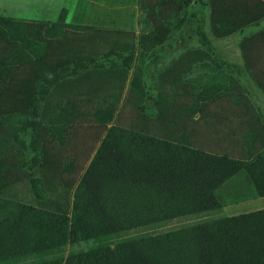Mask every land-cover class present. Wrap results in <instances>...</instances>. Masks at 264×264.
<instances>
[{"label":"trees","instance_id":"obj_1","mask_svg":"<svg viewBox=\"0 0 264 264\" xmlns=\"http://www.w3.org/2000/svg\"><path fill=\"white\" fill-rule=\"evenodd\" d=\"M191 1L159 0L153 8L154 17L149 10L146 12L153 25L139 37L142 54L164 49L174 34L173 20L187 14ZM64 22L65 16L54 24L0 17V72L28 71L30 112L26 125L34 151L41 156L34 158V163H39L41 169L61 166L54 149L56 144L62 150L68 147L65 131L91 121L108 125L121 101V96L113 93L110 99L101 94L90 97L94 91L88 88L84 96L77 89L70 91L72 96L57 105L45 102L52 99L50 88L57 82L74 80L68 76L71 65L75 72L93 67L95 58L81 59L82 54L101 52H92L89 41L109 38L112 33L87 36L86 30L74 34L61 25ZM196 26L202 44L212 51L204 26ZM82 35L86 43L80 39ZM135 47L133 44L131 50L127 49V54L133 56ZM117 49L111 47L108 55L126 54ZM91 73H85L89 80L86 87L91 86ZM142 78L140 72H135L132 80L140 97L147 94ZM97 80V85L107 84L104 79ZM1 81L0 77V85ZM181 89L176 95L184 98L183 102L167 105L156 96L152 106L143 103L142 111L148 109V115L133 120L128 127L111 126L83 175L78 173L82 175L79 180L70 178L77 170L71 165L64 167L65 177L58 172L59 185L65 187L67 183L66 191H74L71 206L42 199L35 205L15 200L17 182L32 175L28 166L21 165V152H14L11 159L0 149V263L55 251L68 243L109 239L176 218L222 210L225 201L216 192L239 173H244L257 195L264 197V151L254 155L246 151L249 144L244 140H229V132H238V126L230 127L228 119L220 118L221 113L210 105L227 95L221 97L213 83L202 89L184 84ZM235 92L237 101H245L242 93ZM154 118L157 123H153ZM8 138L7 146L11 141ZM30 187L41 196L35 184ZM39 264H264V209L126 240L115 247L70 256L64 262L56 259Z\"/></svg>","mask_w":264,"mask_h":264},{"label":"crops","instance_id":"obj_2","mask_svg":"<svg viewBox=\"0 0 264 264\" xmlns=\"http://www.w3.org/2000/svg\"><path fill=\"white\" fill-rule=\"evenodd\" d=\"M20 1L22 4L21 14H19V11L16 15L11 14L10 16H4L0 14V17L36 23L48 22L49 20L46 18L45 13L47 11L50 12L49 9L51 8L54 10L56 8L55 4L59 0ZM158 1L159 0H111L108 2V0H76V4L73 6L65 2H62V4L64 6L63 8L68 9L70 17H73L72 22L68 23L91 27L93 28L90 30L91 34H97L100 32L112 31L111 27L114 25L122 28H124V25H135L134 23H136V25H143L139 24V22H134L135 17H140L142 14L145 15V12L148 10L151 13V17H154L155 12L153 8L157 7ZM194 3L195 14L193 15L194 17L191 23L198 25V28L199 25H203V31L207 35H212L213 42L211 45L213 52L211 54H184L179 55V57H174L169 53L171 50H168L165 54L161 52L158 54L157 52L142 54L136 53L135 51L133 56L128 55L127 52L131 50L133 44L138 48L136 42L138 43L141 32L137 29L135 32L136 34L132 33L134 31H123L126 33L125 35H128V38L126 37V39H128L126 45L115 43V45L119 47L124 46L119 51H123V53L126 52V54L108 55V50L111 48L110 46L113 45L112 47H114V43L108 39H98L97 41H89V44H91L92 52L102 49L101 52L95 55L92 53L90 55L84 53L85 55H80L81 59L87 60L89 57L95 58L94 64L98 63L104 66L100 71L106 70L109 72L110 70L116 69L124 73L126 70V74L124 73L122 75L124 84L123 82H119V85H117V87L123 85L125 93L128 88L132 87V80L135 72H140L143 76L142 85L145 89V93L148 94L144 102L149 106L155 104L156 98V95H153L149 89L150 82L148 83L146 79V73H148L149 70H156V68L162 70L165 77H168V80L164 77L165 81L171 82L174 71L177 72L179 69V66L173 65V62H183L185 64L181 68H187L189 70V68L191 69V67H194L193 64L189 63L195 61L196 68L199 67L198 69L202 71L205 70V73H208L207 70L212 67L213 84L220 90L219 93H221V97L227 95L226 98L210 103V105L212 104V110L219 111L221 113L220 118L226 117L230 127L237 128L238 126L239 128L238 132H229V140H244L249 144L246 147L247 152H251L254 155L263 153L264 0H212V8H209L208 0H195ZM24 6L27 7L24 8ZM167 7L170 9L171 6ZM26 9H28V11ZM74 10H81V15L83 16L80 17L77 14L74 16ZM165 11L166 13H168V11L170 12L168 9ZM54 13L55 10L51 14ZM147 18L148 17H146V19ZM148 21L150 25H153L152 20L148 19ZM165 25L170 24L165 22ZM137 28H140V26H137ZM168 42L165 44L164 49ZM202 43L203 41H198V44L201 45ZM228 46L231 51L228 50ZM105 48H107V52L104 51ZM234 56L236 57L233 58ZM157 61L160 63L157 64V66L156 64H152ZM130 62L131 64L128 67ZM22 67L23 66H21V68ZM188 70L187 72H189ZM87 71L88 70H79L75 72V68L72 65L70 66L68 69V76L74 79V84L71 85L73 88H77V86L80 85L78 82L81 76H84L81 78H86L85 73H87ZM92 71L97 72L96 69L93 70V67ZM27 72L28 71L24 72V70L19 71V73L16 72L15 74L11 73L9 70H5L3 73L0 72V77L7 79L5 85H0V149L7 152L5 156H9L11 159L13 153L18 151V147L14 143L21 142L20 133H29V129L26 125L28 119L27 112H29L30 109L27 100V94L29 93ZM9 76L10 81L8 78ZM80 82L85 85L83 80ZM100 85L102 86L103 84ZM197 86L200 87V84L198 83ZM203 87L204 85L201 86V89ZM235 91L239 94L242 93L245 101H237L235 99V95H237ZM163 102L165 103L166 101L164 100ZM40 106H42V104ZM18 111L20 117H18ZM227 111L229 113H227ZM196 118L198 119L199 115H197ZM13 134H16V141L18 142L13 140ZM6 138L11 140L8 146ZM257 198L264 197L257 196L254 197L252 201H257ZM247 202L248 201L237 204H241L244 207L252 205ZM226 205L227 204H225L222 209L227 208L228 206ZM262 209H264V206L237 212V210L232 207L228 211L227 217ZM230 212H232V214Z\"/></svg>","mask_w":264,"mask_h":264},{"label":"rangeland","instance_id":"obj_3","mask_svg":"<svg viewBox=\"0 0 264 264\" xmlns=\"http://www.w3.org/2000/svg\"><path fill=\"white\" fill-rule=\"evenodd\" d=\"M111 1V0H110ZM108 0V2H110ZM195 0L191 1V4L187 10V14L184 13L180 16L178 20H173L172 24L175 26L174 34L172 35V39L170 42H168L165 49L159 48L157 50L158 53L165 54L168 52V50H171L169 53L172 54L174 57H179V55H184L188 53L192 54H210L212 51L209 47H205L202 44H198V41L200 42L202 40V37L197 32V26L192 24V15L195 14V6H193ZM62 2H65L66 4H70L71 6L76 4V0H59L55 5L56 8L55 13L51 14L54 10L51 8L49 9L50 12H46V18L49 20L48 22L50 24L58 23L59 19L62 16H65V22L61 25H66L71 32L75 33H83L85 35L89 36L91 34V27H85L83 25H75L70 24L68 22H72V16L70 17L69 11L67 8H63ZM208 6L209 8L213 7L212 0H208ZM27 6H24L26 8ZM22 10V4L20 0H0V14L4 16H10L11 14H21ZM28 11V9H26ZM35 12V11H34ZM74 16L77 14L80 17L81 10H74ZM77 12V13H76ZM73 13V12H72ZM147 13L145 12V15L142 14L140 17L136 16L134 22H139V24L143 25H124V28L118 27L114 25L111 27L112 33L110 34L109 38H103V40L108 39L109 41H112L114 43H121V45H126L128 42V39L126 37L128 35H125L126 33L123 31H134L132 33H135L136 30H140L141 34L149 32L152 29V25H150L148 18L146 19ZM184 18V20H183ZM187 24V25H185ZM137 26H140V28H137ZM76 27H79V29L83 30H77ZM133 29V30H131ZM79 31V32H78ZM136 34V33H135ZM141 36V35H140ZM85 36H81L80 39H82L83 43H86L87 38ZM209 39L212 40V35H208ZM128 38V37H127ZM213 42V40L211 41ZM81 42H78L75 46V48L79 47ZM135 51L136 53H142V49L140 48L139 39L138 43L136 42ZM86 45V44H83ZM113 46V45H112ZM110 46V47H112ZM212 46V45H211ZM119 47V46H117ZM121 46L115 51H119L122 49ZM102 50V49H100ZM104 50V49H103ZM228 50H230V47L228 46ZM107 52V48L105 50ZM231 51V50H230ZM234 56L233 58H235ZM117 63V62H116ZM152 64H160L158 61L156 63ZM185 63L183 62H173V65L179 66V69L177 70V76H173L171 78V82L165 81L162 70H159L156 68V70L152 69L149 70L148 73H146V79L148 83L150 82V91L153 95L158 96V99L162 98L161 103H164L163 100L166 101L167 105L173 104L176 102H183L184 98L177 97L176 94H179L182 92V87L184 84L197 89V84H200V87L202 85H207L208 83H213V74L211 72L212 67H210L207 71L208 73H205V70H200L196 68L195 61L193 63L194 67L189 68V70L186 68H181L184 66ZM87 70H92V65H90ZM174 66V67H176ZM101 68H104L103 65L100 64H94L93 70H97V72L92 71L91 73V79L92 81L91 86L86 87L89 82L88 79L83 78V81L85 82V85L82 82L80 85H78V88H73L71 85L74 84V80L72 82L64 83L57 82L55 86H52L50 88L49 97L53 96L51 100H47L45 102L52 103L53 105H57L65 98H69L72 96L70 94V91L77 89V91L84 96L86 90L89 88L91 91H94L92 94L90 93V97L92 95L101 94L106 97V99H110L111 93L115 95L121 96V103L116 104L117 111L114 113L112 121L108 125H98L97 123H94V121H91L90 123H83V124H77L74 125L73 128L65 131L68 135V141L69 145L66 149L62 150L59 148V146L56 144V149H54L56 157L60 158L61 160V166L58 169H41L39 163H34V158H41L40 155H38L34 151V146H32V136L30 132L28 134H24L23 132L20 133V140L17 144V147L19 148V151L21 152L22 159H21V165H23L24 168L28 166V173H30V177H21V182H17L15 190V200L20 201L24 204H30L35 205L36 202L39 199L42 200H48L50 202H56L61 203L63 205L69 204L70 206L73 203L74 200V191L67 192L66 189L68 187V184L65 183V187H62L63 185H59V174H63L65 171L63 170L64 167H68L71 165V167L77 169L76 172H72L70 175L71 179L79 180L87 167L89 166L91 160L93 159L95 152L103 139L105 138L109 128L111 126H121V127H128L130 123H132L133 120L142 118V115L147 113L149 114V110L145 109V112L142 111L144 100L148 97V94H146L144 97H140L138 94V86L136 84L133 85V87L128 88L127 92L125 93L124 87L120 91V87H117V84L119 85V82L122 81V71L119 72L116 69L110 70L109 72L100 71ZM187 70L189 72H187ZM152 71V72H151ZM99 74V75H98ZM104 79L107 81V84H103L102 86L97 85V79ZM168 80V77H165ZM3 83L1 81L2 85L6 84L7 79L2 78ZM5 79V80H4ZM126 80V79H125ZM10 81V79H9ZM199 81V82H197ZM114 84V85H113ZM89 85V84H88ZM113 85V86H112ZM91 87V88H90ZM104 89V91H103ZM148 89V90H149ZM123 90V91H122ZM196 91V90H195ZM29 92V88H28ZM93 98V97H92ZM59 101V102H58ZM109 101V100H108ZM149 101V99H148ZM159 105H162L159 103ZM158 105V106H159ZM144 109V108H143ZM159 109V108H158ZM30 112V110H29ZM19 113V112H18ZM154 117V116H153ZM153 123L156 122V118L153 119ZM20 126V125H19ZM26 144V147L21 148V144ZM80 167L76 168L74 167ZM24 171V170H23ZM78 173H82L81 176L78 175ZM31 184H35L38 189H41V196H38L35 191L34 187H30ZM77 186V184H76ZM216 194L222 199V201L227 204L228 206L225 209L214 211V212H208L204 213L202 215H194V216H186L181 218H176L161 224L151 225L148 227H143L135 230H131L125 233H121L118 235H115L109 239L104 240H95V241H87V242H79V243H68L64 247L60 249H56L55 251H51L48 253H38L35 255H29L25 256L20 259H14L10 260L4 263L0 264H39L47 261H52L56 259H62L63 262L67 260L68 257L77 255L80 253L88 252L91 250H97L105 247H115V245L126 241V240H132V239H140L150 236H155L171 231H175L181 228H185L188 226H192L195 224H200L208 220H214L221 217H226L228 211L233 207L237 210V212H242L246 209L251 208H257L258 206H264V198H257L258 200L253 202V198L257 197V193L255 190L254 185L248 180L246 175L244 173H239L234 178H232L230 181H228L224 186H222ZM248 201L247 203H251L252 205L248 207H244L243 205H238L237 203H242ZM253 202V203H252ZM255 204V205H253ZM54 207L56 205L52 204L51 209L55 210ZM71 210V207H70ZM240 210V211H239ZM232 214V212H230Z\"/></svg>","mask_w":264,"mask_h":264}]
</instances>
